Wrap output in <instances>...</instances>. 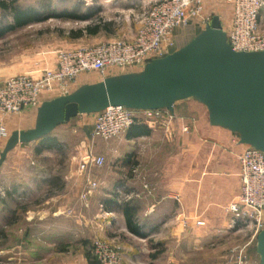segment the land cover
<instances>
[{
    "label": "crops",
    "instance_id": "crops-1",
    "mask_svg": "<svg viewBox=\"0 0 264 264\" xmlns=\"http://www.w3.org/2000/svg\"><path fill=\"white\" fill-rule=\"evenodd\" d=\"M151 1L136 0L141 7L133 19ZM204 10L219 16L222 23L229 16L224 0H205ZM263 11L260 25L264 24ZM185 28L186 34L193 32L192 40L204 26L194 21ZM180 29L184 28L173 34L177 49ZM53 65L54 61L49 64ZM79 80L77 88L101 82L94 75H82ZM173 115L175 119L169 122L136 123L108 141L92 135L94 113L58 125L52 133L71 131L77 157L108 155L110 165L102 170L89 168L87 176L97 187L85 203L78 198L80 185L72 197L63 192L43 199L41 212L30 207L24 214L29 226L23 232L30 245L1 247L0 264H95L91 245L97 239L119 247L123 264H199L198 260L221 264L223 255L231 251L226 250L229 240L243 233L226 231L225 207L239 190L238 155L244 144L238 132L213 124L207 106L198 100L174 102ZM35 120L36 111L25 112L6 119L5 125L11 133L32 128ZM22 122L33 125H17ZM5 142L0 139V153ZM85 175L80 177L84 182ZM11 188L20 189L15 184ZM72 203L78 212H67ZM246 244L237 246L246 251Z\"/></svg>",
    "mask_w": 264,
    "mask_h": 264
},
{
    "label": "built area",
    "instance_id": "built-area-1",
    "mask_svg": "<svg viewBox=\"0 0 264 264\" xmlns=\"http://www.w3.org/2000/svg\"><path fill=\"white\" fill-rule=\"evenodd\" d=\"M229 16L222 30L231 49L241 52L264 51V28L260 26V12L264 0H224ZM205 0H152L137 17L138 27L130 40L112 39L91 46L70 50H56L54 65L35 73L9 76L0 81V139L10 135L5 120L25 112H35L49 99L70 94L79 84L82 75L107 77L137 73L150 61L163 58L177 50L174 31L198 21L209 24L212 15L205 13ZM90 80V79H88ZM92 135L108 141L123 135L133 124H158L173 121L174 115L165 109L134 110L111 106L94 113ZM101 156L90 153L81 160L80 170L103 165ZM239 190L227 204L228 232L252 231L253 238L264 222V154L244 145L238 155ZM81 195L85 199L97 182L88 180ZM203 225V221H196ZM185 224V223H184ZM244 246L239 247L234 258L223 264H243ZM92 255L96 264H123L122 255L115 244L94 240Z\"/></svg>",
    "mask_w": 264,
    "mask_h": 264
},
{
    "label": "rangeland",
    "instance_id": "rangeland-1",
    "mask_svg": "<svg viewBox=\"0 0 264 264\" xmlns=\"http://www.w3.org/2000/svg\"><path fill=\"white\" fill-rule=\"evenodd\" d=\"M9 1L6 0V2ZM135 1L17 0L15 2L17 7L31 8L42 15L40 20L32 21L22 27H15L0 36V81L9 76L30 74V70L35 68L50 67L49 64L54 61L53 52L56 50L91 46L112 39L130 40L133 30L138 27L137 21L133 17L141 7ZM61 13L90 15V18L86 21H79L69 17H55V14ZM99 18L113 23L112 34L101 31L97 35H84L79 39L68 37L69 31H76L86 25H92ZM10 25H12L10 10L0 9V29ZM260 26L264 27V24ZM188 28L177 30L179 48L193 36V32L186 34L185 30ZM17 125L29 128L33 124L32 122H22ZM65 130L57 129V133H51L46 137V140L18 144L7 153L5 159L0 163V248L15 244L23 247L30 245V238L23 233L29 226L28 223H25L24 214L30 207L41 212L45 206L42 205L43 199L52 193L56 195V193L66 192L72 197L81 185L83 187L78 198L81 204L85 203L81 195L85 186L83 183L90 180L87 176L89 170H80L82 158L76 156L74 135L68 129ZM101 157L104 162L99 170L108 167L111 162L110 156ZM80 173L86 174L85 182L80 179L83 176ZM14 184L20 189L13 190L11 186ZM72 204L70 205L71 209H68L67 212H78L76 203ZM4 227H6L4 233L6 236L3 237ZM16 230L22 232L16 233ZM244 230L241 236L229 240L230 246L226 250L231 248V251L228 249L223 255L221 264L226 259L234 258L239 249L237 245L245 242L247 247L246 251L245 248L242 251L243 264H259V256L256 253V237L253 238L252 231ZM92 247L93 242L91 256L96 264L92 255ZM198 261L199 264H208L206 260Z\"/></svg>",
    "mask_w": 264,
    "mask_h": 264
},
{
    "label": "water",
    "instance_id": "water-1",
    "mask_svg": "<svg viewBox=\"0 0 264 264\" xmlns=\"http://www.w3.org/2000/svg\"><path fill=\"white\" fill-rule=\"evenodd\" d=\"M185 99L205 104L213 124L238 132L240 143L264 154V51L232 50L219 16L213 15L187 44L148 62L140 72L107 77L44 101L32 128L10 133L0 163L18 144L42 140L79 115L111 106L173 114V103ZM256 253L264 264V222L256 236Z\"/></svg>",
    "mask_w": 264,
    "mask_h": 264
},
{
    "label": "trees",
    "instance_id": "trees-1",
    "mask_svg": "<svg viewBox=\"0 0 264 264\" xmlns=\"http://www.w3.org/2000/svg\"><path fill=\"white\" fill-rule=\"evenodd\" d=\"M16 1L17 0H10L9 2H6V0H0V9L10 10L12 14V25L0 29V36H2L4 32L11 30L15 27H22L32 21H37L41 19L42 14L36 12L37 10L35 11L34 9L31 8L17 7L15 3ZM55 17H69L79 21H86L90 18V15H71L70 13H61V14H55ZM112 24H113L112 22H106L103 21L101 18H99L97 22L92 25L91 24L86 25L84 28L76 31H69L68 37L73 39H79L82 38L84 35H90V36L97 35L101 31H105L107 33H113L111 31ZM44 139L46 140V138Z\"/></svg>",
    "mask_w": 264,
    "mask_h": 264
}]
</instances>
